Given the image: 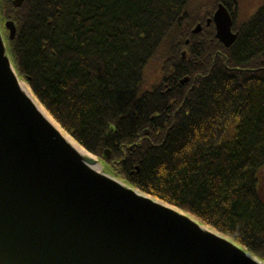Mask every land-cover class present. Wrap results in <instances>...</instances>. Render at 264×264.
<instances>
[{
    "label": "trees",
    "instance_id": "16d2710c",
    "mask_svg": "<svg viewBox=\"0 0 264 264\" xmlns=\"http://www.w3.org/2000/svg\"><path fill=\"white\" fill-rule=\"evenodd\" d=\"M208 1L0 0V20L17 76L106 173L264 260V0L243 20Z\"/></svg>",
    "mask_w": 264,
    "mask_h": 264
},
{
    "label": "water",
    "instance_id": "95a60500",
    "mask_svg": "<svg viewBox=\"0 0 264 264\" xmlns=\"http://www.w3.org/2000/svg\"><path fill=\"white\" fill-rule=\"evenodd\" d=\"M212 20L216 38L229 47L236 34L222 3ZM4 27L13 40V21ZM90 155L22 91L0 26V264H264L191 215L106 173Z\"/></svg>",
    "mask_w": 264,
    "mask_h": 264
},
{
    "label": "bare ground",
    "instance_id": "6f19581e",
    "mask_svg": "<svg viewBox=\"0 0 264 264\" xmlns=\"http://www.w3.org/2000/svg\"><path fill=\"white\" fill-rule=\"evenodd\" d=\"M20 87L24 93L27 94L28 97L31 98V100L35 103L37 108L43 113V115L60 131V133L63 135V137L75 148L77 149L81 154L83 155H90L82 146H80L76 141H74L70 135H68L66 132H64L60 126L53 120V118L45 111V109L42 107V105L37 101L33 93L31 92L30 88L22 81H20ZM91 156V155H90ZM93 169L99 171L101 170L99 165L92 166Z\"/></svg>",
    "mask_w": 264,
    "mask_h": 264
},
{
    "label": "rangeland",
    "instance_id": "374dc122",
    "mask_svg": "<svg viewBox=\"0 0 264 264\" xmlns=\"http://www.w3.org/2000/svg\"><path fill=\"white\" fill-rule=\"evenodd\" d=\"M207 1V0H206ZM253 1L254 0H236V4L238 5V9H237V12H238V18H240V19H245L252 11H254L255 10V8H256V6L259 4V2L254 6V7H251V5H252V3H253ZM259 1V0H258ZM209 3L207 4V5H205V8H204V10L206 9V8H208L209 7V9L212 7V0H211V2L210 1H208ZM192 3V2H191ZM255 3V2H254ZM260 5V4H259ZM4 9H5V7H4ZM204 10H201V11H199V12H197L198 14L197 15H195L194 17H195V19H198L199 20V17H200V15L202 14V12L204 11ZM7 20V19H6ZM198 20H196L195 22H198ZM195 22H193V23H195ZM190 27V26H189ZM192 29V28H191ZM187 42V41H186ZM182 53H184V52H182ZM181 53V54H182ZM184 55H185V53H184ZM21 81L22 82H24L27 86H28V84L24 81V80H22L21 79ZM29 87V86H28ZM30 88V87H29ZM31 90V89H30ZM32 92V91H31ZM34 95V94H33ZM35 96V95H34ZM36 98V97H35ZM97 158V157H96ZM99 163L102 165L103 164V162L99 159ZM103 166V165H102ZM261 189H262V191L264 192V170H262L261 171Z\"/></svg>",
    "mask_w": 264,
    "mask_h": 264
},
{
    "label": "flooded vegetation",
    "instance_id": "af4514ba",
    "mask_svg": "<svg viewBox=\"0 0 264 264\" xmlns=\"http://www.w3.org/2000/svg\"><path fill=\"white\" fill-rule=\"evenodd\" d=\"M10 2L12 3V0H10Z\"/></svg>",
    "mask_w": 264,
    "mask_h": 264
}]
</instances>
